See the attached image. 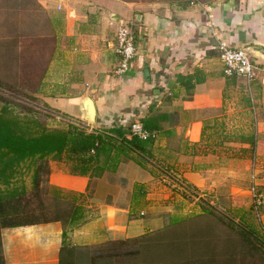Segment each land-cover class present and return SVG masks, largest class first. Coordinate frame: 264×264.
Masks as SVG:
<instances>
[{"label": "crops", "instance_id": "1", "mask_svg": "<svg viewBox=\"0 0 264 264\" xmlns=\"http://www.w3.org/2000/svg\"><path fill=\"white\" fill-rule=\"evenodd\" d=\"M120 23L132 26L137 56L116 75ZM219 42L249 52L259 67L250 86L224 75ZM258 49L264 0H0L2 88L89 130L130 138L133 122L153 126L142 166L121 157L93 177L102 156L85 172L75 157L49 159L47 183L60 207L79 208V224L65 239L61 221L1 229L4 264H264L262 226L245 214L253 170L264 186Z\"/></svg>", "mask_w": 264, "mask_h": 264}, {"label": "trees", "instance_id": "2", "mask_svg": "<svg viewBox=\"0 0 264 264\" xmlns=\"http://www.w3.org/2000/svg\"><path fill=\"white\" fill-rule=\"evenodd\" d=\"M182 85L189 89L193 87L190 81ZM141 124L147 131L153 128L148 121H142ZM66 126L65 129L43 128L31 133L27 122L22 118L13 115L6 108L0 111V231L15 226L61 221L65 225L63 230L65 239L67 232L79 224L78 221L81 219L79 208H72L73 205L69 207L70 204L60 207L61 191L47 183L50 172L49 159L60 160L64 155L75 157L79 162L78 166L85 172L84 168L92 160L98 162L102 156L103 164H97L93 177H99L104 170L114 169L121 157L136 161L141 166L148 162L146 140L131 134V137L127 138V131L124 132L120 128L89 130L76 122H68ZM247 141L253 154L255 137L249 136ZM22 170L30 174L32 196L40 205L39 211L49 214L47 219L24 223L12 222L16 216L33 213L35 210L26 205H19L25 190L24 186L15 183ZM262 246L264 247V243ZM0 264H4L1 236Z\"/></svg>", "mask_w": 264, "mask_h": 264}, {"label": "built area", "instance_id": "3", "mask_svg": "<svg viewBox=\"0 0 264 264\" xmlns=\"http://www.w3.org/2000/svg\"><path fill=\"white\" fill-rule=\"evenodd\" d=\"M114 50L118 55V63L114 69L116 75H123L131 67L132 61L137 56L135 34L130 24L120 23L115 32ZM226 77H238L243 79L247 86L257 80L259 67L253 62L249 52L242 48H232L225 42H219L216 47ZM264 88V84H263ZM264 116V111H263ZM130 134L140 139L147 140L151 133L145 130L140 122H133L129 126ZM252 213L256 221L262 226L264 218V186L257 182V176L253 170L251 185L249 188Z\"/></svg>", "mask_w": 264, "mask_h": 264}, {"label": "rangeland", "instance_id": "4", "mask_svg": "<svg viewBox=\"0 0 264 264\" xmlns=\"http://www.w3.org/2000/svg\"><path fill=\"white\" fill-rule=\"evenodd\" d=\"M2 108H6L13 115L18 116L22 118V120L27 122L31 133L38 132L43 128L46 129L67 128L66 126V124L68 123L67 121L61 119V117L58 116V114L56 115L52 113L49 109L44 108L43 105L35 98L27 94H24L21 91L6 89L0 86V111L2 110ZM241 117L243 116L241 115ZM259 140H258L259 141L258 146L264 150V139L259 138ZM259 160L264 161L263 153L259 156ZM15 185H19V186L22 185L24 186V190H25V194L21 197L22 202L19 205L20 206L26 205L27 207L34 208L35 210L33 213H27V214L23 213L21 215H18L15 217V219H13V221L12 220L11 221L16 223L19 222L24 223V222L42 221L44 219H47L49 217V214L47 212L39 211L40 205L38 201L32 196L33 193L31 190L32 183H31L30 174L22 170L21 173L17 176ZM191 201L193 200L191 199ZM252 212H253L252 208H250V211L246 210L245 214L247 215V220L248 223L250 224L249 226L253 227L256 226L255 224L257 223V221ZM211 213H214L213 210H211ZM261 232L262 234L260 236L261 239H263L264 241V232L262 230ZM146 256L147 255L141 254L138 257V259L146 258ZM154 258H159V256L158 255L154 256Z\"/></svg>", "mask_w": 264, "mask_h": 264}, {"label": "water", "instance_id": "5", "mask_svg": "<svg viewBox=\"0 0 264 264\" xmlns=\"http://www.w3.org/2000/svg\"><path fill=\"white\" fill-rule=\"evenodd\" d=\"M115 20L117 21L116 18H115ZM253 52L264 58V50L258 49V50H255ZM83 106H84V112H85L86 119L89 121L90 124H94V122H95V107H94L93 101L89 97H85L83 99Z\"/></svg>", "mask_w": 264, "mask_h": 264}]
</instances>
